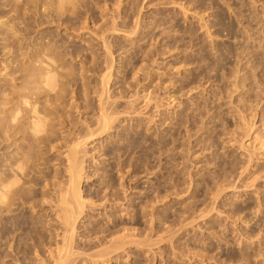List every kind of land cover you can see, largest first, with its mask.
<instances>
[{"label": "rangeland", "instance_id": "obj_1", "mask_svg": "<svg viewBox=\"0 0 264 264\" xmlns=\"http://www.w3.org/2000/svg\"><path fill=\"white\" fill-rule=\"evenodd\" d=\"M81 1L91 4L95 10V19L89 18V14L86 15L85 10L80 7V19L74 20L73 26V23H69L71 19L68 13L63 15V20L60 22L57 17L55 0H0V126L6 116L5 111L9 107L6 103L11 98V91L22 83L23 70L27 65L25 55L29 50H36L39 48V44L44 43L49 46L52 54H62L65 48L71 45L78 46L74 49L86 48L88 44L74 36L69 31L72 30L70 28L80 29L83 38H96V34H102L101 31L106 29L104 27L106 22L110 26L114 18L119 24L118 31L107 36L110 37L108 41L110 40L109 42L114 45L113 57L114 63H116L114 66L117 65L114 67L115 75L110 85L111 91H115L119 96L123 95V98L127 96L123 100L122 97L117 98L120 101L115 105L120 106L117 109L122 112L121 120L126 121L122 124L121 121H117L114 126L119 125V128L91 140L87 147V172L88 175L96 174V178H98L91 177L92 179L84 182L82 187L84 192L93 191L98 185L97 181L102 183L101 179L105 177L101 170L109 169V165L112 164L115 181L118 185H123L125 190L122 187L119 188L120 205L110 202L109 205L107 204L109 206L107 210L101 208L102 210L96 211L95 215L86 214V218L83 219L86 222L82 221L83 226L90 227L91 224H88V221L95 222L99 219L104 221L103 218L105 224H112L113 220L110 215L113 212L116 213L115 221L119 226L115 231L125 228L135 235V241L153 243H150L152 251L148 247L142 246L143 249L142 247L138 248L136 244H131L129 248H133L134 255L130 253L127 261L126 258H122L123 260L120 258L118 264H134L135 262H139V264H145L144 262L146 264H167L171 259L175 264H215V261L220 258L219 256L215 258L219 250L211 252L212 244L218 245L217 235L214 234L216 231L230 228L233 225L226 226L228 224V221L225 220L227 214L223 215V220L221 219V221H226V223L223 222L222 228H218L221 222L214 216L216 212L203 219H197V217L200 213L199 210L202 212L207 208L206 206H213V203H208L209 200L213 202L211 201V194L215 191L211 183L213 178L218 176L222 169L231 170L235 160L248 164L251 171H248L247 175H242V178H238L235 173L231 179L236 181V185H250L257 179L254 184H251L255 186L248 190L243 188L227 190L226 197L214 207L220 205L230 211L232 208L235 209L230 204L234 203L238 206L244 204L248 198H252V202L256 204L255 208L247 210L246 213L249 219L254 220L256 216L257 218L255 221L251 219L252 221L248 222L249 225L251 227L252 225L258 226L259 220H264V211L260 208L258 212L259 206H257L259 192L264 193V173L259 174L260 172H258L261 167H264V0ZM217 21L218 23L222 22L224 28L233 33L228 34L226 31L220 30L216 24ZM136 25L139 26L138 33L129 36ZM209 33L211 37H208ZM130 37L141 41L134 40L133 43H130L127 41V38ZM190 38L194 40L192 44ZM60 39L63 44L57 43ZM193 43L194 48H186L187 45H193ZM74 49L69 48L68 50L72 52ZM101 52L99 53L102 54ZM248 52H253L254 56L256 54L261 56L260 60L257 58L251 60L249 56H246ZM218 53H224L226 58L219 63L217 62ZM78 55H67L62 62L74 73V76L76 75V85L67 86V92L64 93L65 98L63 99V105L67 111L72 113L75 120L82 116L87 117V112L92 116L90 113L92 110L84 109V99L91 102L96 99V95L90 94L88 98L86 96L84 98L83 84L90 81L96 82V76H98V73L92 72H87V75L82 70L84 61L88 63L87 66L90 69L92 68L91 59L76 58ZM237 58L241 63L237 61ZM248 60L250 62H247ZM125 65H128L127 68H124ZM120 68H122L120 70L122 73L119 72ZM237 68L241 71L236 72ZM81 71L87 76L81 74ZM137 72H139L138 75ZM225 73L227 74L225 75ZM234 73H238L239 76L247 75L248 80H245L247 79L245 77L237 76V74L238 79L234 78ZM197 74L199 76L196 80L206 83L204 89L199 87L191 93L188 89L183 90L190 79H194ZM187 75L191 77L189 80L186 79ZM242 84L250 85L241 88L244 86ZM91 85L94 87L93 84ZM235 86H238L239 90L235 89ZM213 89L215 91L210 96L209 93ZM121 91H124L125 94ZM149 93H153L152 97L154 98L150 97ZM168 93L172 94L171 97ZM117 94L116 96H118ZM218 97L221 98L218 99ZM150 98L155 100H150ZM170 99H175V103H172ZM119 102L121 103L119 104ZM171 104H173V108ZM168 105L171 106L170 109H168ZM196 109L198 110L196 111ZM212 110L215 112L213 113ZM128 111L130 114H123ZM244 111L245 118L242 117L243 115L240 116ZM170 115H174L173 118ZM170 119L171 121H169ZM214 120L218 124L217 127L211 124V121ZM205 122H208V126L204 125L207 124ZM188 131L191 134H188ZM227 133H232L234 136ZM124 135H126V139ZM134 137L139 138V142L131 145ZM174 137L178 139L177 144L184 147L179 148L182 149V153L172 146ZM173 150H176L175 153ZM54 152L51 154H57L56 150ZM59 154L61 155V153ZM173 159L174 163L170 161ZM93 161H96V164ZM250 161H252L251 165ZM173 165L178 168L174 169ZM95 168L99 169V172ZM176 169H182L180 171H183L182 175L185 177H181L184 185L179 186L177 190L173 188L174 180H172L174 179L172 170ZM109 179L107 178L106 181L109 182ZM207 182L210 183L209 187ZM106 184L101 185V188H104ZM126 186L130 188V191ZM169 190L171 191L168 192ZM211 190L213 193L209 194L208 192ZM109 192L110 190L107 191V193ZM124 197L128 201L125 202ZM205 203L208 204L205 206ZM100 211L103 215L96 219L92 218V216H98ZM184 212L189 213L184 215ZM245 215L242 216L245 217ZM248 218L238 221L235 230H241ZM85 230L86 228L80 229L77 237L81 235L88 237ZM174 232L177 234L172 236ZM109 234L106 235L107 241L110 240ZM235 237L227 239L232 244H227V241L222 242L224 250L229 247L239 250L243 247L238 244V237ZM79 240L81 241V239ZM262 241L264 240L262 239ZM255 242L258 241L255 240ZM263 247H261L262 250H264ZM180 249L182 252L188 251L185 254L189 255L190 259L186 256L182 258H187L181 260L183 262L179 259H176L178 261L174 260L176 256L181 258ZM147 250L151 252L146 255ZM153 252L156 254L154 262L151 258ZM110 264H117V261L113 260Z\"/></svg>", "mask_w": 264, "mask_h": 264}, {"label": "bare ground", "instance_id": "obj_2", "mask_svg": "<svg viewBox=\"0 0 264 264\" xmlns=\"http://www.w3.org/2000/svg\"><path fill=\"white\" fill-rule=\"evenodd\" d=\"M79 3L80 6H78ZM211 3L213 4V2ZM55 6L57 10V17L58 19H60V22H62L61 20H63L62 18L65 13H68L69 18L71 19V22L69 23H73L74 20L80 19L81 16L80 7H82L85 10L86 15L89 14V18L95 19V10L88 2L85 3L81 0H55ZM106 23H105L106 26H104L106 29L102 28L104 31H101L102 34L101 33L99 34L101 36L96 34V38L94 37L83 38V34L80 33V29L75 27L76 29L70 28L72 30H69L67 28L69 31H71V33L74 36L79 37L82 41L88 44L86 48L80 47L81 49L79 48L74 49V47H78V46L71 45L69 47H66L62 54H52L50 52L51 49L49 48V46L45 45L44 43V44H39V48L36 50H29V52H27L25 55L27 65L23 70L24 76L22 79V83L19 87L11 91L10 93L11 98L8 99L6 103L9 107L5 111L6 116L4 117L2 126H0V264H110L113 260L117 261L118 264V260L120 258L121 259L126 258V261L128 260L130 253L133 252V248H129L131 244H136L138 248L142 246L148 247L150 250L152 248L151 244L153 243L151 242L135 241L134 240L135 235L128 229L121 228L120 230L115 231L116 229L119 228V226L117 221H115L117 219L116 213L114 214L113 212L110 215V218H112L113 220L112 224H108V223L105 224L104 223L105 219L103 218L104 221L100 219L97 221L95 220V222L88 221V224L89 223L91 224L90 227L83 226L84 224L83 222H86L83 221V219L86 218L85 217L86 214L95 215V212L100 210L101 208H103V210H107L110 202H112L111 204L114 203V205L115 202L116 204L120 205L121 201L119 199L120 198L119 188L120 187L123 188V185L121 184L118 185V183L115 181L114 167L112 164L109 165V169L101 170L103 176L105 177H103V179L100 178L102 180V183H99V180L97 181L98 185L93 191L91 192L89 191L88 193L84 192L82 187V184L84 182H88V180L91 177L94 178L93 176H95L96 178V174L88 175L87 165H86L88 159L87 147L90 144L91 140H93V138L95 137L96 138L101 137L103 134L108 133L113 129L119 128V125L114 126L117 121H121V124L126 121V120L125 121L121 120V116H123L122 112L118 111L117 109V107L120 106H118V104L117 106L115 105L118 101H120V99L118 100L117 98L122 97L123 100L127 96L123 98L124 96L121 95L122 93L125 94L124 91L123 92L121 91L122 92L120 94L121 96L115 93V91H111L112 87L110 85L111 80L115 75L114 67L117 65L114 66V64H116L114 63L115 59L113 57L114 45H112L109 42L110 40L108 41V38L110 37L107 36L112 32L118 31L117 26H119V24L115 21L114 18L110 26L108 22ZM216 24L220 27V30L226 31L228 34L233 33L232 31H228L227 29H225L222 22L218 23L217 21ZM138 31H139V26L136 25V27L131 31V34L129 36L136 35ZM209 36L210 33L208 37ZM134 40L138 41L132 37L127 38V41H129L130 43H133ZM192 41L194 42V40L191 39V44ZM57 43L63 44L62 39L58 40ZM196 45L197 43L195 44V46ZM69 48H72L74 50H72L71 52L68 50ZM186 48H190V49L194 48V43L193 45H187ZM99 52H101L102 54H100ZM229 52L231 53V51ZM74 54L77 55L79 54L78 56H76V58L78 57V58L91 59V64H92L91 69L90 67L87 66L88 63L86 61L83 62L84 69L82 70L85 71L86 74L87 72L98 73L97 74L98 76H96L97 77L96 82L93 83V81L92 82L88 81L89 83L83 84L84 98L85 96L88 98L90 94L96 95V99L91 100V102L90 100L88 101L87 99H84L85 102L84 109L86 111L92 110L90 111V113H92V116L91 114H89V112H87L88 115L87 117L82 116V118L83 117L86 118L84 119L80 118L77 120L74 119L72 113L67 111L66 107L63 105V99L65 98L64 93L67 92V86L71 84L74 86L76 85L75 83H77V81H75L76 75L74 76V73L71 72V70L67 67V65L62 64V62L67 55H74ZM242 54L239 55L241 56ZM243 56L244 55H242V57ZM246 56H249L251 60L252 58H257V60H260L261 57L259 55L257 56V54L255 55L256 56L255 57L253 55V52L250 53L248 52ZM196 58L198 59L200 57H196ZM225 59L226 58L224 53L219 54V56L217 57V62L219 63L221 61H224ZM239 60L240 59L237 58V61ZM247 62L250 61L248 60ZM239 63L241 62L239 61ZM127 66L128 65H125L124 68H127ZM88 68L90 69L89 71L86 70ZM238 68L241 69L240 67ZM238 68L236 72H238L239 70ZM121 69L122 68L119 69V72L122 73V71H120ZM83 71H81V74H84ZM138 74L139 72H137V75ZM226 74L227 73H225V75ZM236 74L237 76H239L238 73H234L233 74L235 75L234 78L238 79ZM198 76L199 75L197 74L193 79L189 75H187L186 79L188 80L189 78L191 79L187 83V85L183 88V90L188 89L189 93H191L193 90L199 89V87L204 89L206 83L204 84L202 80H196ZM246 76H239V77L247 78ZM85 77L83 78L86 80L87 77L86 78ZM87 79L89 80V78ZM245 80H248V78ZM210 81L212 80L210 79ZM241 83L243 82L241 81ZM91 84H93L94 87H91L92 86ZM249 85L250 84H246V86L244 85L241 88H246L247 86L249 87ZM173 87L175 88V86ZM228 89L230 90V88ZM235 89L239 90V87L235 86ZM214 91L215 90L213 89L212 92L209 93L210 96ZM116 94L119 97L116 96ZM152 96H154L153 93L150 94V97ZM173 97L176 98V96ZM215 97L212 98L214 99ZM152 98H150V100H155ZM220 98L221 97H218V99ZM172 100L170 99L172 103H175L174 101L176 100L175 99L173 101ZM207 101L208 99L206 100V102ZM120 103L121 102H119V104ZM215 104L217 105V102ZM171 106L173 108V104H171ZM171 106L168 105V109H170ZM77 107L79 108L78 105ZM197 110L198 109H196V111ZM77 111L79 112V110ZM128 112L123 114H130V112L129 113ZM214 112L215 110L213 111V113ZM244 114L245 111L244 113L242 112L240 116L243 115L242 117L245 118ZM171 116L172 115H170V117ZM200 117L203 116L200 115ZM217 117L219 118V115ZM169 121H171V119ZM214 121H211V124H213L214 127H217L218 124H216V121L215 122ZM188 123H190V121H188ZM205 123L207 124L204 125L208 126V122ZM188 134L191 133L189 132ZM230 134L232 135V133H229L228 135ZM120 137L122 136L120 135ZM125 137L126 135H124V138ZM138 142H139V138L134 137L132 138L131 145ZM177 142L178 139L177 138L175 139L174 137L172 140V146L176 150L182 147L180 146V144H177ZM198 144L200 143L198 142ZM55 150L57 154L55 155L51 154L52 152L55 153L54 152ZM176 150H173V152L175 153ZM179 151L181 152L182 149L181 150L179 149ZM59 153H61V155ZM170 161L174 163V159L173 161L172 160ZM93 162L95 163L96 161ZM251 162L252 161H250L249 164ZM232 164L233 167H231V170L222 169L220 170L218 176L213 178L211 183L212 186L215 188V191L213 190L214 193L212 192V190L211 192H208L209 194L213 193L211 194L212 197L209 196L211 197V201L213 202H210V200L208 202V203H213V206L211 207L206 206L208 203L207 204L205 203V206L207 208L206 209L204 208L205 210L202 212L197 208L200 212L197 219L206 218L211 213L216 212L214 216H216L217 220L221 222V223L218 222L219 223L218 228H222L223 222L225 220L228 221V224H226V226L233 225L230 228L221 231H216V234H214L217 235L216 239L218 240V245L217 246L216 244H212V246L210 245L212 249L211 252L215 251L216 249L219 250L218 255L215 256V258H217L218 256L220 258L217 259V261H215V264H264V250L261 249V247L264 246V241H262V239L264 240V235H263L264 220L263 221L259 220L260 224L258 226L252 225L251 227L249 223L253 219L252 218L249 219L248 214L246 213L247 210H254L253 208H255L256 204L252 202V198H248L247 201H244L245 202L244 204L238 206H236L234 203L230 204L231 206L235 207V209L232 208L230 211H228V209H224L223 207H220V205L219 207L216 208L214 207L216 204H218L220 200H223L226 197L225 193L227 190L230 189L238 190V188H243L245 190H248L251 187L255 186L251 184H254L257 181V179L255 180V182H252L250 185L249 184L236 185L235 183L236 181L232 180L234 174L236 173L238 175V178L240 177L242 178V175L244 174L247 175V173H249L248 171H251V168H249L250 166L248 164L241 163L240 160H235ZM175 168L178 167L174 166V169ZM96 170H98L97 172H99V169ZM180 170L182 169L172 170L174 171L172 172L174 177V179L172 180H174L173 188L175 190H177L179 186L184 185L181 177L183 178L185 177L182 175L183 171ZM239 170L241 171L240 173L238 172ZM258 172H260L259 174L264 173V167H261L258 170ZM107 178H110L109 182L106 181ZM190 179H192V176H190ZM103 184L106 185L104 188H101V185ZM209 184L210 183L207 182L208 187L210 186ZM124 188L123 190H125ZM128 189L130 191V188H127V190ZM108 190H110L109 193H107ZM170 191L171 190H169L168 192ZM259 193L260 194L257 193L258 194L257 206H259L258 212L260 211V208L262 209V211H264L263 208L264 193H262V191ZM260 195L262 196L261 198ZM240 197L243 196L240 195ZM123 199H125V202L128 201L126 200V197H124ZM235 199L237 200L238 198L236 197ZM206 201H208L207 198ZM195 211L197 212V210ZM105 212L108 213L107 211ZM187 213L184 212V215ZM243 214H246L245 217L242 216ZM100 215H103L102 211L98 213V216L96 217L92 216V218L96 219L97 217H100ZM223 215H226L227 217L225 216L226 217L225 220L221 221ZM241 217L243 218L241 219ZM246 218H248L247 219L248 221H246L245 223L244 221H242L245 226H243L241 230H235L236 228L235 226L237 222ZM255 218H257V216ZM255 218L253 221L256 220ZM226 221L224 223H226ZM83 228H86L85 231H87L88 237L82 235L77 237L78 231ZM108 233H110L109 241H107V236H106ZM174 234L176 235L177 233L174 232L172 236H174ZM172 236H170V239H172ZM233 236L238 237L239 239L238 244L243 245V247L240 248L239 250H236L233 247H229L228 249L224 250L222 242L227 241V244H229L230 241H228L227 239ZM79 239H81V241ZM259 239L261 240L259 241ZM255 240H257L259 243L255 242ZM150 250L149 251L147 250L145 254L146 255L149 254L152 251ZM187 252L185 251L182 252L181 250V258L176 256L174 260L179 259V261H181L187 259V258L182 259L186 256L189 257V255H186ZM151 258H152V262H154L156 259V254L154 252ZM188 259H190V257ZM172 261L173 260L171 259L170 261L167 262V264H175ZM144 263L146 264V262ZM134 264H139V262H135Z\"/></svg>", "mask_w": 264, "mask_h": 264}]
</instances>
